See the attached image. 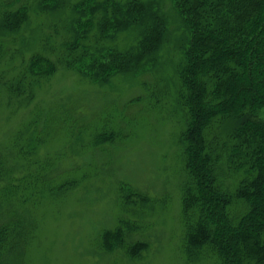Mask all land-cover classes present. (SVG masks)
<instances>
[{
  "label": "rangeland",
  "instance_id": "rangeland-1",
  "mask_svg": "<svg viewBox=\"0 0 264 264\" xmlns=\"http://www.w3.org/2000/svg\"><path fill=\"white\" fill-rule=\"evenodd\" d=\"M167 15L170 36L182 38L177 15ZM49 20L31 16L18 32L2 33L0 47V195L3 210L23 211L33 227L21 264H210L182 250L183 117L172 45L150 76L117 73L103 85L58 64L12 92L42 50ZM133 40L122 34L120 48ZM140 93L146 100L129 102ZM113 131L120 135L109 139Z\"/></svg>",
  "mask_w": 264,
  "mask_h": 264
},
{
  "label": "trees",
  "instance_id": "trees-1",
  "mask_svg": "<svg viewBox=\"0 0 264 264\" xmlns=\"http://www.w3.org/2000/svg\"><path fill=\"white\" fill-rule=\"evenodd\" d=\"M170 10L182 38L170 36ZM43 15L50 30L42 50L30 55L12 92L48 78L58 64L103 85L117 73L150 76L172 45L183 117L182 250L210 264H264V0H0V47L2 33ZM124 33L134 40L120 48ZM3 169L0 157V176ZM6 197L0 195V264H21L33 227L23 211L3 210Z\"/></svg>",
  "mask_w": 264,
  "mask_h": 264
}]
</instances>
